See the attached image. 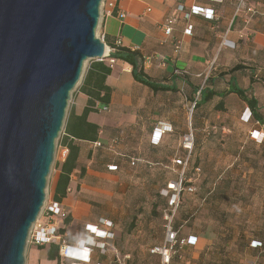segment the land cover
I'll return each instance as SVG.
<instances>
[{"label":"crops","instance_id":"1","mask_svg":"<svg viewBox=\"0 0 264 264\" xmlns=\"http://www.w3.org/2000/svg\"><path fill=\"white\" fill-rule=\"evenodd\" d=\"M108 2H113L114 7L108 8ZM195 9L201 13L194 12ZM248 9L255 10V14H249ZM209 11L213 18L206 16ZM121 13L124 14L122 19L119 18ZM172 18L175 20L172 31L166 35L162 25ZM188 27L190 34L186 32ZM97 31L98 35L104 36L109 55L117 47L139 51L146 75L175 90L154 93L134 81L130 65L116 59L110 63L108 56L102 63L111 69L105 79V85L111 90L109 103L103 105L95 101L94 111L86 119L99 128L97 139L74 140L78 147L76 168L70 175L66 197L59 202L61 215L55 217L53 223L68 245L72 243L70 237L82 238L98 230L106 232V239L96 240L101 241L107 253L99 254L95 250L89 264H121L115 243L118 236L116 210L109 202L115 195L113 184L116 185V180H140L135 177L137 170L143 168L144 163H150L141 156V148L156 146L162 137L172 132L173 123L184 119L183 113L188 120V114L193 112L190 106L199 99V90L205 87L206 78L213 83L216 73L238 63L248 66L247 71L253 72L255 78H264V0H104L99 10ZM176 41L181 42L177 52ZM82 81L70 95L64 126L68 118L74 125L87 107L88 96L82 92ZM253 85L248 82L246 86H239L250 90ZM104 107L107 111H103ZM202 107L193 112V118L196 117L198 122L202 119ZM245 107L243 103L239 106L241 119L249 115L247 109L242 112ZM161 130L165 132L162 134ZM63 136L64 127L56 148L49 200H53L60 167L68 154V149L62 145ZM95 199L100 203L90 202ZM98 209L104 213L97 214ZM67 217L70 222L65 224ZM163 238L164 229L161 242L149 250L160 246ZM196 238L199 244V237ZM50 245L58 247L57 243ZM50 245L31 244L25 253L24 264L72 263L59 256V261L48 260ZM149 256L155 258L153 264H156L158 257Z\"/></svg>","mask_w":264,"mask_h":264},{"label":"rangeland","instance_id":"2","mask_svg":"<svg viewBox=\"0 0 264 264\" xmlns=\"http://www.w3.org/2000/svg\"><path fill=\"white\" fill-rule=\"evenodd\" d=\"M91 61L94 60L84 62L80 81L73 90L81 84ZM225 68L216 73L215 82L206 85L219 91L225 89L231 66ZM232 75L238 85H247L249 75L245 71ZM251 84L254 85L248 89V94L259 100L261 114H264V78H252ZM219 102L214 98L203 105L199 122L193 118L194 111L188 114V120L183 113L184 119L173 123L172 132L162 137L156 146L142 147L141 156L150 163H144V167L137 170L135 177L140 180H116V185L113 184L115 195L109 202L116 210L118 236L115 243L121 264L155 262L148 250L163 237L166 199L161 191L179 172L173 160L185 156L182 138L189 129L193 131L194 144L187 170L191 180L187 183L195 191L181 196L176 228L179 236L199 237L200 242L186 248L182 260H176L175 264H264V129L254 121L248 122L247 117L241 119V102L236 96L223 100L222 107H218ZM59 137L47 177L45 201H49V183ZM196 167L199 168L197 173ZM86 198L90 197L86 195ZM90 202L99 204L100 200ZM96 213H104V210L98 209ZM252 241L261 242L262 246ZM30 246L26 242L24 256Z\"/></svg>","mask_w":264,"mask_h":264},{"label":"water","instance_id":"3","mask_svg":"<svg viewBox=\"0 0 264 264\" xmlns=\"http://www.w3.org/2000/svg\"><path fill=\"white\" fill-rule=\"evenodd\" d=\"M102 0H0V264H24L84 62L107 58Z\"/></svg>","mask_w":264,"mask_h":264},{"label":"trees","instance_id":"4","mask_svg":"<svg viewBox=\"0 0 264 264\" xmlns=\"http://www.w3.org/2000/svg\"><path fill=\"white\" fill-rule=\"evenodd\" d=\"M109 57L110 59L120 60L130 65L131 75L134 81L144 86H147L154 93L173 90L171 87L166 86L165 84L152 81L146 75L144 71V59L139 51L137 50L132 51L127 48L117 47L115 48L114 52H112L109 55ZM247 70H249L248 66L238 63L231 66V68L228 70L227 73H230L232 75L233 73L236 72L245 71L249 75L248 82L251 83V79L255 78L254 77L255 74L250 71L248 72ZM110 72L111 69L102 62H92L83 77L81 88H82V92L88 96V104L87 107L84 109L82 115L77 117L76 123H74V125H71L70 120L68 118L64 126V136L62 138V145H64L68 149V154L64 162L61 164L57 184L53 193L52 199L56 203H59L63 198L66 197L67 188L70 182V175L72 171L76 168L78 147L74 144V140L96 141L97 139L99 128L94 124L88 123L86 119L88 114L94 111L95 101L103 105L109 103L111 90L107 85H105V79L110 74ZM231 75L229 80H227L228 86L220 91L210 88L208 85H206L207 82L209 83V78H206L205 87L199 90V99L193 102L192 110L194 111L197 107L211 102L214 98L219 99L220 102L218 104V107H222L223 100H225L227 97H232L233 95L236 96L241 103L246 105V107L242 112H244L245 109L249 111V118L247 121L248 122L254 121L256 125L264 129V117H263L264 114H261L262 109H260V106L258 105L259 100L256 97L249 95L250 93L248 94L249 92L248 89L241 88L234 81L233 75L232 76ZM188 166H189V162H188ZM195 169H199V168L196 167ZM187 170L185 173V177L187 179H190L187 176L188 174ZM82 174H83V170H81L80 172L81 176ZM184 185L187 186L190 184L186 182ZM184 193L186 192H182L181 196ZM180 205L181 203L179 204V206ZM166 206H167V198H166ZM69 222H70L69 217L64 219L65 224H68ZM174 226L175 229L178 230V235H179V229L176 228V217H175ZM83 238L84 237L80 239ZM252 243H258L260 244V247L262 246L261 242L252 241ZM95 250H93V252ZM97 251L99 252V250ZM106 253L107 250L105 251V254ZM99 254L101 253L99 252ZM47 259L50 261L52 260L59 261L57 246L54 245L49 246L47 250ZM173 261L171 264H173Z\"/></svg>","mask_w":264,"mask_h":264},{"label":"built area","instance_id":"5","mask_svg":"<svg viewBox=\"0 0 264 264\" xmlns=\"http://www.w3.org/2000/svg\"><path fill=\"white\" fill-rule=\"evenodd\" d=\"M207 1L214 2L216 0ZM103 4L104 0L101 1L100 7ZM106 5L110 9L114 7L113 2H108ZM194 12L198 14L201 13L199 9H195ZM247 12L251 15L255 14V10L252 9H248ZM206 16L213 18L212 11H209V14ZM119 18H124V14H119ZM174 22L175 20L172 18L167 20L162 25V29L164 30L166 35H169L171 33L172 25L174 24ZM190 30L191 28L188 27V30L186 32L190 34ZM97 37L103 42V35L97 34ZM180 46L181 42L176 41V52L179 51ZM104 59L106 58L96 59L95 61L102 62ZM109 62L113 63V59H109ZM191 108H193V105H191ZM103 111H107V108L104 107ZM248 118L249 115L247 116V120ZM164 132L165 130H161L162 134ZM250 135H253V133H250ZM193 144L194 134L193 131L189 129V131L182 138V148L185 151V156L173 160V165L179 168L177 179L168 182L165 188L161 191V195L167 198V206L163 211L164 238L160 246L153 247L149 250L150 255L158 257V261L156 264H171L173 260H182L184 250L188 247H195L197 243V238L195 236H188L186 238L179 237L178 230H176L174 226L176 213L180 204L181 193H193L195 191L194 187L191 184L187 186L184 185L186 182H188V180H191L185 177V173L188 167V162L193 148ZM97 145L99 146L100 144L97 143ZM64 155L65 153L63 152L62 156ZM110 169L115 170V167H111ZM195 172H199V169H195ZM60 215L61 209L59 203H56L53 200L44 201V204L37 219L32 224L28 232L27 242L35 246H46L53 243H57L59 258L61 260H71V264H89L90 255L95 249L99 250L101 254H105L106 249L101 243V241L98 240L106 239L108 234L101 230H98L93 234H88L84 236L83 239L92 238L95 241L94 244H85L83 248L67 247L68 244H66L62 236L59 235L57 227L53 223V219ZM107 224L111 225L110 223ZM84 256L88 257L86 262L82 259V257Z\"/></svg>","mask_w":264,"mask_h":264},{"label":"clouds","instance_id":"6","mask_svg":"<svg viewBox=\"0 0 264 264\" xmlns=\"http://www.w3.org/2000/svg\"><path fill=\"white\" fill-rule=\"evenodd\" d=\"M103 223V221H101ZM70 239L72 240V243L67 245V247L72 248V247H76V248H83L85 244H94L95 241L92 238H85V239H80L79 236L77 237H70ZM82 259L86 262L88 257L84 256L82 257Z\"/></svg>","mask_w":264,"mask_h":264},{"label":"bare ground","instance_id":"7","mask_svg":"<svg viewBox=\"0 0 264 264\" xmlns=\"http://www.w3.org/2000/svg\"><path fill=\"white\" fill-rule=\"evenodd\" d=\"M105 54H107L106 50H105Z\"/></svg>","mask_w":264,"mask_h":264}]
</instances>
